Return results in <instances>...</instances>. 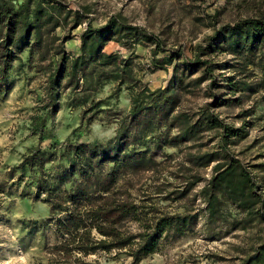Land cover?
Masks as SVG:
<instances>
[{
	"label": "trees",
	"instance_id": "obj_1",
	"mask_svg": "<svg viewBox=\"0 0 264 264\" xmlns=\"http://www.w3.org/2000/svg\"><path fill=\"white\" fill-rule=\"evenodd\" d=\"M90 13L89 7L71 10L63 0H0V88L8 89L20 80L36 58L35 71L45 80L46 115L50 119L55 115L61 95L68 92V107L82 108L86 126L109 112L100 108L103 101L92 100L105 85L113 84L115 100L122 90L130 96L129 110L107 142H78L86 134L85 126L75 140L67 137L60 145L29 147L13 167L31 177V184L18 197L47 205L48 217L42 223L53 224L61 237L47 249L48 260L66 264L75 253L125 250L130 264H138L155 253L162 240L190 232L199 218L193 208L148 218L141 206L129 200L127 191L116 189L128 171L157 170L160 163L155 158L163 149L185 147L189 167L178 168L184 183L176 192L178 198H188L202 184L190 202L200 200L204 205L200 211L206 236L220 239L236 230L251 231L239 264H264V163H245L231 150L248 136L246 118L252 111L237 115L242 120L239 127L226 124L216 112L239 104L238 98L231 97L235 93L252 89L235 76L254 60L264 82V13L214 28L191 59L177 48L166 49L158 36L133 25L121 13L99 26L92 25ZM83 23L86 27L78 36L76 51L68 53L65 44ZM109 43L127 55L107 52ZM145 44L151 46L148 70L168 74L165 85L152 90L141 83L143 73L135 53ZM218 54L240 62L216 61ZM225 71L233 75H224ZM196 92L208 101L183 106L185 97ZM46 123L44 118L32 119L34 134H41ZM208 167L211 174L204 179L200 172ZM128 221L139 224L137 233L124 229Z\"/></svg>",
	"mask_w": 264,
	"mask_h": 264
},
{
	"label": "rangeland",
	"instance_id": "obj_2",
	"mask_svg": "<svg viewBox=\"0 0 264 264\" xmlns=\"http://www.w3.org/2000/svg\"><path fill=\"white\" fill-rule=\"evenodd\" d=\"M63 1L71 10L89 7V19L93 26L103 25L110 16L121 13L133 25L158 36L166 49L177 48L187 59L193 58L204 47L205 36L210 35L214 28L264 13V0ZM85 27L86 24L83 23L71 32L72 39L65 44L68 53L76 51L78 36ZM56 33L58 36L63 34L59 29ZM150 48L148 44L138 46L135 53L139 57L137 62L143 73L141 83L152 90L164 86L168 74L162 70H148ZM105 50L127 55L115 43H109ZM26 55L27 51L22 57L25 58ZM214 59L240 62L226 54H218ZM34 60V67L26 70L20 80L13 81L8 89L3 86L0 88V264H55L48 260L47 249L59 243L61 237L53 224L47 226L42 223L48 217V206L18 197L30 183L31 177L29 174L14 171L13 167L18 165L29 147L47 148L52 142L60 145L67 137L75 140L78 131L86 126L85 121L81 120L82 108L68 107V92L61 95L59 110L55 115L51 119L46 115L47 100L43 91L45 80L41 73L35 71L36 58ZM257 66L258 61L254 60V64L249 65L247 70L235 76L236 79H244L252 88L231 96L238 98L239 104L216 110L220 118L233 127L241 125L242 120L237 115L242 110L252 111L246 118L249 123L248 136L231 147L239 159L250 164L264 163V82ZM167 69L170 73L171 67ZM223 73L233 75L229 71ZM204 86L205 84L201 85L202 88ZM112 93L113 84L108 83L92 97L94 101H103L100 108L109 112L99 114L95 121L88 124L85 128L86 134L78 142L105 143L114 136L119 118L129 110L130 96L127 90H122L115 100ZM206 101L208 99L202 92H196L195 95L185 97L183 106L197 107ZM114 113L117 115L113 116ZM40 118L47 121L46 127L41 134L36 132L35 135L31 121ZM72 131H75L74 135H71ZM188 151L185 147L165 148L155 158L160 163L157 170L138 174L128 171L117 182L116 189L127 191L130 194L129 200L142 207L145 217L183 213L189 208L199 214L190 232L177 239L162 240L157 251L138 264H239L253 232L236 230L220 239L209 238L203 231L204 217L200 211L204 207L203 203L200 200L190 202L191 195L196 194L202 184L195 187L188 198H178L176 192L184 186L183 176L178 168L189 167L184 160ZM47 169L48 172L52 171V167ZM200 173L204 179H208L211 168L208 167ZM10 193L12 196L8 195ZM31 227H34L32 231ZM124 229L137 233L139 224L128 221L124 224ZM130 262L125 250H112L108 253L99 251L88 256L75 253L66 264Z\"/></svg>",
	"mask_w": 264,
	"mask_h": 264
}]
</instances>
